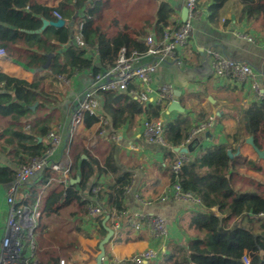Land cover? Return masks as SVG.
I'll return each instance as SVG.
<instances>
[{
	"label": "trees",
	"instance_id": "1",
	"mask_svg": "<svg viewBox=\"0 0 264 264\" xmlns=\"http://www.w3.org/2000/svg\"><path fill=\"white\" fill-rule=\"evenodd\" d=\"M227 1H211L210 22L219 21V13ZM118 3L124 9L131 8V14L119 10ZM134 3L128 0H0V47L7 51L11 61L36 75L46 72L54 79L71 80L77 71L91 67L95 76L117 61L122 48L144 53L147 50L144 40L148 36L144 27L161 38L167 29L176 26L169 3L160 0ZM92 7L91 13L88 9ZM112 9L113 19L105 26L104 14ZM55 11L63 20L74 23L80 22L79 14L90 17L82 33L88 49L96 50L97 63L86 49L72 42L73 26L50 25L36 33L43 20L56 21ZM138 11L140 18H137ZM122 23L124 26L120 27ZM46 77H36L29 83L0 72V151L18 168L46 151V144L39 139L47 136L54 121L53 114L41 115L53 104L45 92ZM102 98L101 111L113 131L142 115L149 121H158L166 108V104L142 103L129 91L105 92ZM191 102L193 105L195 100ZM182 105L187 108L184 101ZM196 112L200 121L209 120L206 107ZM216 119L223 126V136L214 145L201 148L180 173L171 177L172 184L179 183L183 191L192 193L202 203L203 210L192 227L196 236L185 244L170 245L159 264H242L243 256H248L251 264H264V159L247 144V139L252 137L255 147L264 152V99L255 100L238 116L223 114ZM98 122V117L88 112L82 114V128L86 132ZM192 127L187 114L171 120L165 132L168 146L186 145ZM75 139L69 147L71 168L67 186L57 180L58 175L51 169H44L27 185V197L19 200L18 207L32 208L39 198L40 201L45 198L36 231L38 264H60L61 257L72 261L73 252L81 248L78 236L86 235L80 229L81 223L87 220L93 206H100L105 214L93 221L101 239L107 235L103 225L105 217H109L106 226L113 230L114 216L126 212V188L131 186L133 174L117 167L114 142L109 141V151L99 156L86 144L77 145ZM248 146L251 156L245 153ZM108 176L110 180L104 187L101 179ZM15 179L16 169L0 163V185H12ZM98 185L101 190L95 198L92 189ZM49 218L57 219L49 233L51 236L47 232ZM123 232L116 234L115 245L133 240L134 231H127L125 237L121 235Z\"/></svg>",
	"mask_w": 264,
	"mask_h": 264
},
{
	"label": "crops",
	"instance_id": "2",
	"mask_svg": "<svg viewBox=\"0 0 264 264\" xmlns=\"http://www.w3.org/2000/svg\"><path fill=\"white\" fill-rule=\"evenodd\" d=\"M128 1L131 4H135L136 0ZM160 1L169 3L173 8L175 14L172 17V22L176 23L178 19H183L182 15L185 9L183 0ZM211 1L199 0L200 9L207 13L206 19L194 25L192 36L186 48L177 54L175 61L164 62L154 78L157 85L171 84L174 87L175 99H178L181 105L182 101L189 103L190 97L191 101L195 100L193 105L191 102L187 105V108L182 105L185 109L183 114H187L191 118L193 127L199 123L207 122V120L200 121L198 119L197 109L206 107L209 119L211 117L214 118V126L211 129L195 135L184 146L188 151L185 154L190 159L196 157L201 148L214 145L223 136V126L216 119L218 116L223 114L238 116L255 101L250 83L238 84L230 79L214 77L210 67L208 51L216 50L226 57L248 64L253 69L254 80L261 81L264 79V7H262L264 0H228L219 13V21L217 23H212L208 20ZM130 11H132L131 8H129V14ZM140 11L137 12V18H140L138 16L141 14ZM132 13L136 16V12ZM76 24L77 22L66 20V25L68 26L75 27ZM140 25L138 29L141 28ZM122 26H124L123 23L120 27ZM144 31L148 32V35L154 33L147 27H144ZM244 36L252 38L253 41L242 38ZM0 72L29 83L40 76H47L45 78V92L49 95L53 104L48 107L46 113L42 112L41 115L43 117L54 115V121L50 124L51 129H55L67 122L70 114L76 109V97L92 84L91 67L77 71L71 80L62 77L54 79L46 72L36 75L26 71L8 57L0 58ZM176 94H178V98ZM152 101L154 100L152 99ZM103 102L104 100L101 97V105ZM35 108L36 105L32 109L35 110ZM180 114L182 113L177 111L169 113L167 105L161 113L160 120L168 124ZM145 119V115L138 116L131 123L118 129V140L114 142L116 146L115 163L122 171L133 174L131 190L125 194L126 212L128 214L161 215L168 222V238L160 242L153 240L148 231L132 232V241L115 245L114 240L118 237L115 234L112 241L105 246V256L102 264H110L112 259L127 258L149 249L158 253V258L154 263L159 264L167 255L170 245L185 244L196 236L194 229H192L193 222L199 217L203 207H197L188 202L175 201L172 198L162 200L166 191L172 186L171 165L181 153L176 152L174 148L147 144L141 134V125ZM79 131L85 133L86 147L91 148L93 152L96 151L99 156H102L109 151V141L98 137L99 126L97 124L89 132H86L82 126ZM61 135L63 143H65L67 133L61 131ZM91 139L93 141L90 144L89 141ZM41 141L46 144V137L43 140L41 139ZM133 147L137 148V151L132 150ZM0 163L2 166L18 168L1 151ZM101 180L103 182L102 185L106 187L110 177H103ZM9 187L10 185H0V239L8 213L5 196ZM26 190L27 185L20 189V199L23 198ZM44 199L38 200L40 206H43ZM56 220L55 218L47 219L48 235L51 233ZM107 226L109 225L107 224ZM80 229L86 234L78 236V243L81 248L74 251L72 261L67 262L65 260L66 263L98 264L99 245L103 240L101 239V233L96 227L94 228V224L89 220H84ZM128 232L125 231L121 235L125 237ZM138 237H142V239L137 240ZM56 246L54 245V247ZM36 259L38 264L37 256ZM61 259L65 258L61 257ZM149 263L153 262H148L147 264Z\"/></svg>",
	"mask_w": 264,
	"mask_h": 264
},
{
	"label": "built area",
	"instance_id": "3",
	"mask_svg": "<svg viewBox=\"0 0 264 264\" xmlns=\"http://www.w3.org/2000/svg\"><path fill=\"white\" fill-rule=\"evenodd\" d=\"M183 3L187 11L185 20L178 19L176 26L173 29H167L161 38H158L155 33L149 34L144 40L147 47L144 53L128 52L125 48H122L117 61L107 69L92 76L91 86L76 97V109L70 114L67 122L49 131L46 136L47 147L45 153L40 157L29 159L26 165L16 169L15 182L10 185L5 196L8 213L0 239V264H37L36 256L39 245L36 231L42 217V208L39 201L32 208L18 207L19 191L23 186L30 185L44 169H51L58 175L57 180L67 186L70 180L71 168L69 147L82 126V114L88 112L90 115L99 118L97 123L99 138L111 142L118 140L117 131L109 128L108 121L101 111L103 93L129 91L132 96L142 103L166 104V107L176 100L174 87L171 84L157 85L154 80L155 75L164 62L176 60L177 54L188 45L194 25L203 22L207 17V13L200 9L199 0H183ZM53 15L56 20H63L57 11ZM79 18L81 19L80 22L73 27V43L82 49H86L89 52L88 56L97 63V53L88 49L82 33L83 27L90 20V17L80 15ZM242 38L253 41L252 38L247 36ZM208 57L214 77L230 79L238 84L250 83L255 100L264 99V79L261 81L254 80L253 69L250 65L226 57L216 50H209ZM0 58H8L7 51L2 47H0ZM166 125L160 119L158 121L145 119L141 125V134L145 142L149 145L169 147L165 141ZM213 126V117L205 123H199L190 131L186 144L195 135L204 133ZM61 131L67 133L65 143H63ZM132 150L137 151V148L133 147ZM189 160L187 154H179L171 165V173H180L182 167ZM100 190L101 186L99 185L92 189L95 198H97ZM130 190L131 187L129 186L126 188V193ZM24 196L27 197V193ZM167 198L203 207L201 201L192 193L183 191L179 183L172 184L162 200ZM216 214L218 215V213ZM97 216H105V214L100 206L95 205L90 209L89 216L86 219L93 223L94 218ZM122 230H131L135 233L148 231L153 240L160 242L165 241L169 234L167 220L158 214L120 213L113 218L114 235ZM157 258L158 253L149 249L127 258L112 259L110 264H147L148 262H154ZM103 261L104 257L102 263ZM241 262L242 264H251L248 256H243ZM60 264L67 263L64 259H61Z\"/></svg>",
	"mask_w": 264,
	"mask_h": 264
},
{
	"label": "water",
	"instance_id": "4",
	"mask_svg": "<svg viewBox=\"0 0 264 264\" xmlns=\"http://www.w3.org/2000/svg\"><path fill=\"white\" fill-rule=\"evenodd\" d=\"M186 16H187V11L186 9H184L183 11V15H182V18L183 20L186 19ZM54 26V27H63L66 25V21L65 20H56L54 22H50V21H47V20H43V25L42 27L36 31V33H40L42 32L43 30L46 29V27L48 26ZM177 98H178V94H176ZM174 111H177V112H180V113H184L185 112V109L182 107L180 101L178 99L174 100L173 102L170 103V105L168 106V112H174ZM39 142H41V139H39ZM247 144L250 145L254 151L257 153V155L259 156L260 159H264V152L263 151H260L258 148L255 147L254 143H253V138L250 137L247 139ZM174 150L178 153H188L187 149L184 148V147H178V148H174ZM229 154H231L229 152ZM72 183H74L75 181H71ZM109 219V217H106L104 219V222H103V225L105 226V229L107 231V235L105 236V238L100 242V245H99V249H100V254L98 256V264H102V259L103 257L105 256V246L109 243L110 239L113 237L114 235V231L109 228V227H106V222L107 220ZM221 225L219 226V229L221 230Z\"/></svg>",
	"mask_w": 264,
	"mask_h": 264
},
{
	"label": "rangeland",
	"instance_id": "5",
	"mask_svg": "<svg viewBox=\"0 0 264 264\" xmlns=\"http://www.w3.org/2000/svg\"><path fill=\"white\" fill-rule=\"evenodd\" d=\"M89 1H92V0H89ZM95 1V0H94ZM113 1H116V0H113ZM144 2H146V1H148V0H143ZM93 3V2H92ZM94 6V5H93ZM117 8L119 9V10H121V11H126V13H128L129 14V8L128 9H124L123 7H122V5L121 4H119L118 3V5H117ZM93 10V7H92V9H88V11H91V13L93 12L92 11ZM128 10V11H127ZM130 14H131V12H130ZM104 16H105V26L108 24L107 22H111V20L113 19V16H114V11H113V9L112 10H107L106 12H105V14H104ZM123 18H121V20H122ZM124 19H126V18H124ZM128 19V18H127ZM185 103H186V105H189V103H191V97H190V102L189 103H187L186 101H184ZM76 139H75V141H76V143H77V145L78 144H81V143H84V144H86V140H85V133H83V132H80V131H78L77 132V134H76V137H75ZM103 140V139H102ZM92 139L89 141V143L91 144L92 143ZM105 141H107V140H105ZM250 146V145H249ZM248 146V148H245V153L247 154V155H249V156H251L252 155V153H251V148ZM40 252V251H39ZM38 256H39V253H38ZM65 260V259H64Z\"/></svg>",
	"mask_w": 264,
	"mask_h": 264
}]
</instances>
